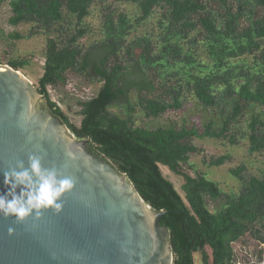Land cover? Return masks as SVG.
I'll use <instances>...</instances> for the list:
<instances>
[{
  "label": "trees",
  "instance_id": "16d2710c",
  "mask_svg": "<svg viewBox=\"0 0 264 264\" xmlns=\"http://www.w3.org/2000/svg\"><path fill=\"white\" fill-rule=\"evenodd\" d=\"M7 2L10 25H30L28 34L12 38H48L37 87L48 108L76 138L90 139L94 154L128 175L152 209L166 212L161 225L171 234L173 264H195V253L204 264H252L240 261L236 251L248 238L257 241L255 254L264 264V168L259 176L247 175L245 165L230 169L241 182L237 193L204 173L183 170L200 151L195 139L235 144L241 122L249 152L264 151V0H0V10ZM97 3L103 11L100 37L85 45L92 33L85 20ZM120 4L138 12L131 15ZM8 65L20 70L25 63ZM70 74L101 83L95 96L78 102L80 125L48 91L66 86ZM190 98L209 114L202 132L186 120L138 123L140 113L158 119ZM161 165L183 177L185 198Z\"/></svg>",
  "mask_w": 264,
  "mask_h": 264
},
{
  "label": "water",
  "instance_id": "95a60500",
  "mask_svg": "<svg viewBox=\"0 0 264 264\" xmlns=\"http://www.w3.org/2000/svg\"><path fill=\"white\" fill-rule=\"evenodd\" d=\"M68 153H72V158ZM39 155L42 166L71 178L60 214L23 223L0 216V264H173L169 230L128 175L90 150L54 115L37 86L0 64V194L4 172ZM15 230L8 235V228Z\"/></svg>",
  "mask_w": 264,
  "mask_h": 264
},
{
  "label": "rangeland",
  "instance_id": "374dc122",
  "mask_svg": "<svg viewBox=\"0 0 264 264\" xmlns=\"http://www.w3.org/2000/svg\"><path fill=\"white\" fill-rule=\"evenodd\" d=\"M119 7L131 15L138 12L135 6L131 4H120ZM102 14V6L99 3L94 4L91 15L85 20V23L92 29V33L83 39L85 45L91 44L100 37L99 29L102 22ZM11 15V8L7 2L0 10V64L8 65L10 61L24 62L25 66L20 71L39 87V79L44 73L48 38L46 35H37L24 39L12 38L11 35L14 33L28 34L30 25L16 27L10 25L9 18ZM100 88V82L89 83L80 77L70 74L66 86L49 87L48 91L53 101L58 103L70 120L80 125L82 116L79 113L81 107L78 102L95 96ZM139 115L141 116L138 122L140 125L156 127L171 122L182 125L184 120H186L187 124H196L201 132L203 131V122L209 116V114L206 115V112L201 107L197 106V102L193 98H190V101H187L182 109L169 111L158 119H148L142 116L141 113ZM248 116L249 114H247ZM244 129L245 124L241 122L237 133L238 140L235 144L229 142L228 139H195V144L200 148V151L191 156L189 164H183V170L192 176H196L198 172L204 173L209 179L217 182L224 191L237 193L241 188V182L238 178L231 175L230 169L245 165V173L247 175L259 176L264 168V151L260 153L249 152V141L243 136ZM225 155L229 156V159L223 165H210L212 159ZM160 167L164 176L174 183L178 192L185 198V193L182 189L183 177L174 174L164 165ZM210 209L214 210L213 204H210ZM258 248L257 241L250 238L246 239L245 243L236 245L240 261H250L252 264H261L255 254V250ZM208 252L211 253L209 248ZM194 259L195 264H204L203 256L200 253H195Z\"/></svg>",
  "mask_w": 264,
  "mask_h": 264
},
{
  "label": "clouds",
  "instance_id": "9594fccd",
  "mask_svg": "<svg viewBox=\"0 0 264 264\" xmlns=\"http://www.w3.org/2000/svg\"><path fill=\"white\" fill-rule=\"evenodd\" d=\"M68 155L72 158V153ZM42 159L39 155H30L27 167L19 161L4 172L3 182L8 191L0 194V216L23 223L29 217L39 219L47 211L61 213L62 198L74 189V182L54 167H43ZM7 231L9 236L14 235L13 228Z\"/></svg>",
  "mask_w": 264,
  "mask_h": 264
}]
</instances>
